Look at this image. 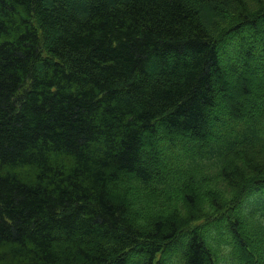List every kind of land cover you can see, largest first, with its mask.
Here are the masks:
<instances>
[{"label": "trees", "instance_id": "16d2710c", "mask_svg": "<svg viewBox=\"0 0 264 264\" xmlns=\"http://www.w3.org/2000/svg\"><path fill=\"white\" fill-rule=\"evenodd\" d=\"M0 264H264V0H0Z\"/></svg>", "mask_w": 264, "mask_h": 264}, {"label": "rangeland", "instance_id": "374dc122", "mask_svg": "<svg viewBox=\"0 0 264 264\" xmlns=\"http://www.w3.org/2000/svg\"><path fill=\"white\" fill-rule=\"evenodd\" d=\"M231 94V93H230Z\"/></svg>", "mask_w": 264, "mask_h": 264}]
</instances>
